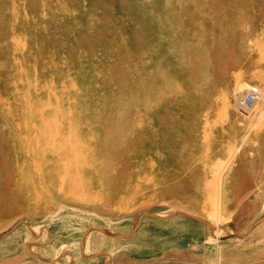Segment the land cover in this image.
<instances>
[{
    "label": "rangeland",
    "instance_id": "374dc122",
    "mask_svg": "<svg viewBox=\"0 0 264 264\" xmlns=\"http://www.w3.org/2000/svg\"><path fill=\"white\" fill-rule=\"evenodd\" d=\"M0 264H264V0H0Z\"/></svg>",
    "mask_w": 264,
    "mask_h": 264
},
{
    "label": "built area",
    "instance_id": "2783aa9c",
    "mask_svg": "<svg viewBox=\"0 0 264 264\" xmlns=\"http://www.w3.org/2000/svg\"><path fill=\"white\" fill-rule=\"evenodd\" d=\"M263 94L258 85L251 84L239 93L238 106L242 111L253 109L262 99Z\"/></svg>",
    "mask_w": 264,
    "mask_h": 264
}]
</instances>
